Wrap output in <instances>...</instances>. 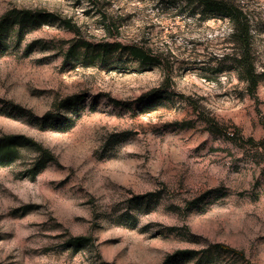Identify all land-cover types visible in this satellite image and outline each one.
Here are the masks:
<instances>
[{
	"label": "rangeland",
	"instance_id": "374dc122",
	"mask_svg": "<svg viewBox=\"0 0 264 264\" xmlns=\"http://www.w3.org/2000/svg\"><path fill=\"white\" fill-rule=\"evenodd\" d=\"M218 1L0 0L56 16L0 43V136L55 158L0 168V264H264V0Z\"/></svg>",
	"mask_w": 264,
	"mask_h": 264
},
{
	"label": "trees",
	"instance_id": "16d2710c",
	"mask_svg": "<svg viewBox=\"0 0 264 264\" xmlns=\"http://www.w3.org/2000/svg\"><path fill=\"white\" fill-rule=\"evenodd\" d=\"M198 3L206 10L211 12L226 11L227 8L223 2L218 0H193ZM231 19L236 22L237 26L234 28L233 37L240 46L241 53L238 55V66L242 71L245 80L249 83V89L252 93H255L260 77L256 73L255 65L251 59V35L247 20L244 19L243 14L229 12ZM42 17L55 18L54 14H46L41 12H35L32 10H11L5 14L0 20V43L5 33L8 31L9 26L19 25L20 29L23 30L25 25H31L39 23ZM64 25L67 28L75 29L78 28L70 20H63ZM78 46V45H77ZM106 51L111 49H120L123 47L121 43L106 44L103 46ZM130 54L140 60L143 63H150L152 61H158L156 56L149 54L148 50L144 47L137 45L130 46ZM264 142L262 143V145ZM264 146V145H263ZM264 148V147H263ZM24 149H33L40 154V159L34 165L32 170L29 172L32 176H37L41 167L45 166L48 162L53 161L54 155L52 152L45 148L41 143L36 140L27 137L25 135L10 134L0 136V168L8 167L22 157ZM87 239L84 237H78L73 239V246H80L85 244ZM228 251H236L232 247H224Z\"/></svg>",
	"mask_w": 264,
	"mask_h": 264
}]
</instances>
